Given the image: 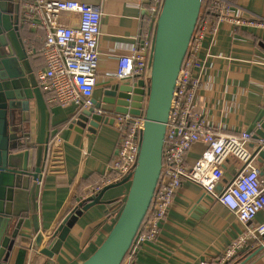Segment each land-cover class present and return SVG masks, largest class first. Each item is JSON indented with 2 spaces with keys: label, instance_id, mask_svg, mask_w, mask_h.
I'll list each match as a JSON object with an SVG mask.
<instances>
[{
  "label": "crops",
  "instance_id": "crops-1",
  "mask_svg": "<svg viewBox=\"0 0 264 264\" xmlns=\"http://www.w3.org/2000/svg\"><path fill=\"white\" fill-rule=\"evenodd\" d=\"M76 1L96 4L102 12L98 83L93 96L99 101L107 83L114 79L111 75L118 68L120 54L138 42L145 14L143 0ZM234 3L236 15L264 19V0H234ZM78 20V14L64 13L55 23L77 25ZM21 32L24 38L29 35L23 26ZM37 47L31 63L36 73L45 66L41 41ZM200 59L204 62L203 88L196 103L204 123L225 133L259 130L258 118L264 116V28L223 24L215 39L210 35L204 39ZM47 97L54 111L52 124L61 132L58 140L64 142L66 159L65 170L52 171L46 167L38 189L41 216L48 218L47 224L53 232L80 205H76L79 196L103 179L110 180L102 189L101 203L76 213V219L64 234L59 254L53 258L56 264H80L108 234L128 190V182L114 186L123 181L114 178L110 169L120 145V137L116 138L115 132L120 131L115 126L113 131L89 139L71 127L79 113L85 116L87 107L79 110L73 104L53 102V92H48ZM259 137L253 135L252 147ZM204 149V143L193 144L186 156L187 167L196 162ZM224 170V179L216 192L233 180L236 164L230 160ZM216 192L208 193L203 186L185 180L161 223L156 241L140 244L131 259L123 264H202L217 260L244 226L231 210L217 201ZM263 218L262 212L256 221ZM31 254L25 264L31 263ZM229 264H264V237L243 248Z\"/></svg>",
  "mask_w": 264,
  "mask_h": 264
},
{
  "label": "water",
  "instance_id": "water-1",
  "mask_svg": "<svg viewBox=\"0 0 264 264\" xmlns=\"http://www.w3.org/2000/svg\"><path fill=\"white\" fill-rule=\"evenodd\" d=\"M203 1L162 0L154 25L148 81L111 80L99 101L90 100L85 116L79 113L73 119L71 127L91 139L113 131L118 115L144 118L135 169L114 185L129 183L122 207L106 237L80 264H123L136 245L154 204L166 124ZM21 30V0H0V264H25L30 253L34 261L42 259L41 264H56L53 258L76 213L101 203L103 192L79 202L54 232L48 218L41 216L38 183L46 167L65 170L66 159L64 142L58 140L60 129L52 124L53 107L39 85ZM258 119L255 135L261 137L264 116Z\"/></svg>",
  "mask_w": 264,
  "mask_h": 264
},
{
  "label": "built area",
  "instance_id": "built-area-1",
  "mask_svg": "<svg viewBox=\"0 0 264 264\" xmlns=\"http://www.w3.org/2000/svg\"><path fill=\"white\" fill-rule=\"evenodd\" d=\"M22 26L29 35L24 38L28 53L34 56L39 41L45 66L37 73L44 91L53 92V102L75 105L82 110L90 105L98 83V37L102 12L98 5L76 0H21ZM162 0H143L145 14L138 42L119 56L114 79L148 81L151 73L150 55L154 42V25ZM64 13L79 15L77 25L56 24ZM264 28V19L245 18L235 14L234 0H205L188 53L180 70L171 104L164 141L163 167L155 193L153 207L140 229L136 245L126 260L131 259L140 244L155 242L161 223L172 206L176 192L185 180L203 186L208 193L216 192L225 176L224 165L232 160L237 171L233 180L220 192L217 201L231 210L244 226L223 254L215 261L202 264H229L245 247L264 237V136L251 146L254 131L225 133L204 123L197 108V95L203 88L200 59L204 39L216 38L221 26ZM32 36V38H31ZM120 145L110 164L113 177L131 175L137 164L142 116L118 115ZM257 128L260 127L259 123ZM204 143L205 149L196 162L187 167L186 156L194 143ZM110 180L103 179L90 187V193L100 191ZM125 260V261H126Z\"/></svg>",
  "mask_w": 264,
  "mask_h": 264
},
{
  "label": "flooded vegetation",
  "instance_id": "flooded-vegetation-1",
  "mask_svg": "<svg viewBox=\"0 0 264 264\" xmlns=\"http://www.w3.org/2000/svg\"><path fill=\"white\" fill-rule=\"evenodd\" d=\"M107 179H109V178H107ZM121 179H123V178H121ZM42 182H43V181H41V182L38 183L39 186L42 184ZM101 182H102V181H101ZM99 184H100V183H99ZM95 185H98V184H95ZM106 185H107V184H106ZM106 185H105V186H106ZM105 186H104V187H105ZM104 187H103V188H104ZM103 188H102V189H103ZM89 189H90V188H89ZM102 189H101L100 191H102ZM100 191H98V192H100ZM98 192L90 193V191H88L86 194H84V195L82 194V196H79V197H78V198H79L78 201L81 202V201L87 199L89 196H91V195H93V194H96V193H98ZM77 204H79V203L76 201V205H77ZM51 231L53 232V228H51ZM32 255H34V253H32ZM126 261H127V260H126ZM42 262H43L42 259H38V260H35V261H34V258H33V260L31 259V263H30V264H41Z\"/></svg>",
  "mask_w": 264,
  "mask_h": 264
},
{
  "label": "trees",
  "instance_id": "trees-1",
  "mask_svg": "<svg viewBox=\"0 0 264 264\" xmlns=\"http://www.w3.org/2000/svg\"><path fill=\"white\" fill-rule=\"evenodd\" d=\"M204 3H205V0L203 1V5H204ZM133 256V255H132Z\"/></svg>",
  "mask_w": 264,
  "mask_h": 264
},
{
  "label": "rangeland",
  "instance_id": "rangeland-1",
  "mask_svg": "<svg viewBox=\"0 0 264 264\" xmlns=\"http://www.w3.org/2000/svg\"><path fill=\"white\" fill-rule=\"evenodd\" d=\"M31 38H32V36H31Z\"/></svg>",
  "mask_w": 264,
  "mask_h": 264
}]
</instances>
